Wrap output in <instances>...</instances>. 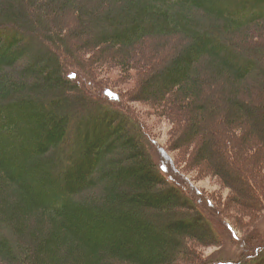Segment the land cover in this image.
Masks as SVG:
<instances>
[{
	"label": "trees",
	"instance_id": "16d2710c",
	"mask_svg": "<svg viewBox=\"0 0 264 264\" xmlns=\"http://www.w3.org/2000/svg\"><path fill=\"white\" fill-rule=\"evenodd\" d=\"M72 7L88 26L64 27ZM169 36L188 41L141 70V47ZM263 44L264 0H0V264H264L247 241L236 262L205 260L220 232L203 198L166 173L101 77L140 69L132 99L168 117L176 106L178 140L259 202L264 105L249 84L264 85ZM208 77L229 109L204 131L218 109Z\"/></svg>",
	"mask_w": 264,
	"mask_h": 264
},
{
	"label": "rangeland",
	"instance_id": "374dc122",
	"mask_svg": "<svg viewBox=\"0 0 264 264\" xmlns=\"http://www.w3.org/2000/svg\"><path fill=\"white\" fill-rule=\"evenodd\" d=\"M62 23L65 25L64 27L75 24L78 26L82 24L88 26L89 24L87 19L81 20L78 17V12L74 7L68 9L66 18ZM95 27L100 29L101 24H95ZM90 32V28L85 29L83 33H80V40L85 41L91 37ZM187 41L188 39L185 36L178 38L169 36L165 39L155 37L149 40L146 45L141 47L140 55H142L139 60L142 64H140V69H143L152 60H158L166 55L168 57L170 53L178 50ZM71 43L73 48H76L75 40L71 41ZM261 46L264 48V44ZM90 62L94 63L91 59ZM140 69L134 72L135 77H132L133 79L126 75H119L118 73L101 77L104 81L117 87L122 92L127 105L130 106V111L141 118L147 125L152 136V146L156 159L162 164L166 173L174 181L187 186L194 194H198L203 198L202 205L206 213L213 218L216 228L220 232L218 243L200 245L205 260L235 262L240 260L246 241L251 246L264 244V169L262 173L259 170L257 172L258 178H255L262 189L260 193L256 191L260 195V201L258 202L253 198L241 197L240 195L242 194L238 192V184H243L237 178H222V176L215 172L208 161L197 159L196 149L200 144L199 142L188 146L178 140L180 134L179 128L181 127L176 124V120L179 118L180 113L175 105V112L171 117H168L162 116L159 110L153 107L151 103L134 101L132 99V95L136 91L135 89L140 85L138 83L139 78H137L138 72L142 70ZM208 75L209 73H207ZM207 79L208 103L210 106L218 109L209 113L205 121L201 120L204 131L210 130L211 125L221 122V119L225 116V111L229 109V103L226 102L229 91L220 86H212L211 83L213 84L214 81H209V77ZM249 85L254 104L260 101L264 105V85L262 82L258 80ZM247 98L249 97L247 96ZM177 146H181V148ZM219 146H222L221 143ZM222 150L224 151L225 149ZM176 161L185 170V173L180 170ZM251 163L252 168H255V160L251 161ZM244 186H247L246 190L252 191L250 184L245 183ZM210 198H215L218 201L219 205L224 209L228 220L221 214ZM229 221L233 222L236 227L228 223Z\"/></svg>",
	"mask_w": 264,
	"mask_h": 264
}]
</instances>
